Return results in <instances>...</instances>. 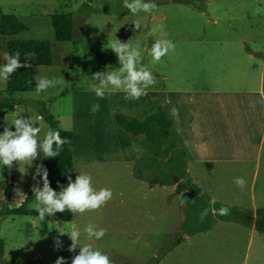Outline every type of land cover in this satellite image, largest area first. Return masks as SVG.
I'll list each match as a JSON object with an SVG mask.
<instances>
[{
  "label": "rangeland",
  "instance_id": "obj_1",
  "mask_svg": "<svg viewBox=\"0 0 264 264\" xmlns=\"http://www.w3.org/2000/svg\"><path fill=\"white\" fill-rule=\"evenodd\" d=\"M5 14L22 13L24 22L28 25V36L39 35L42 40L49 41L53 47L54 61L57 65L42 73L49 78L63 75L65 84L76 88L93 84L92 74L105 71V66L110 65L118 70L117 55L109 48L110 42L118 38L122 42L135 44L140 42L143 63L147 65L156 76L157 83L154 88L167 87L169 90L183 89L195 92L225 90V89H257L261 84V74L264 73V0H156L158 9L154 14L139 13L143 28L135 30L131 21L133 14L123 6V0H31L41 1L43 6L30 5L28 8L13 6L12 0H0ZM71 13L75 22V40L73 45L74 63L69 62V67L61 65L68 63L70 54L69 43H59L52 26L45 29L46 13ZM34 14L40 19H36ZM156 25H162L160 32H166L168 38L176 44L175 51L162 58L159 63H153L148 54L151 44L157 37H149L147 32ZM44 29V30H43ZM48 30V31H47ZM33 34V35H32ZM72 59V56H71ZM59 97L57 91L46 90L44 93H20L13 96L15 113L4 108L0 101V132L4 127L12 125L17 115L33 118L41 114L36 105L31 101L43 99L48 104L51 98ZM197 99L188 100L197 105L201 112H206L202 102H208V95H200ZM66 101L59 99L53 107V112L67 115L69 113L70 97ZM174 100V97H171ZM31 100V101H30ZM68 100V101H67ZM76 110L84 109L98 104L97 100L87 99L78 95L74 99ZM122 100L127 101L124 97ZM69 102V104H68ZM103 107V105H102ZM99 107L100 110L103 108ZM172 110V106H171ZM98 113V111L96 112ZM173 113V112H172ZM221 113L231 116L232 128L221 135L224 155L228 157L242 156L243 136L236 129L235 118L238 109L222 107ZM53 114V113H52ZM241 114V113H240ZM115 115H124L115 112ZM147 115L142 113L137 117ZM242 115V114H241ZM92 120H93V116ZM140 118V119H141ZM63 126L66 125V118ZM260 124H258V121ZM77 131L79 133L80 116L77 113ZM244 118H240L242 125ZM254 126L264 129V114L257 113L253 119ZM45 128L49 125L43 120ZM65 127V126H64ZM259 130L252 136L251 147H261L252 160L245 162L225 163L217 175L205 176L199 182L204 187L203 193L214 198L218 203L240 208L242 211L257 210L264 207V137ZM261 139V140H260ZM229 145V147L227 146ZM136 146L144 151L140 138L136 139ZM236 147L238 150L237 151ZM229 148V150H228ZM246 155V151L243 152ZM148 154L150 152L148 151ZM190 167V159L187 158ZM243 164V165H241ZM238 166V167H236ZM19 168L25 173H21ZM212 167L208 169L211 171ZM36 169L15 162L11 170L0 166V211L4 206V196L9 185L18 186L22 191L32 189L39 181L33 175ZM203 169L198 172L202 174ZM236 177H244L247 186L243 189L234 183ZM177 194V193H176ZM178 195V194H177ZM179 196V195H178ZM176 201V202H175ZM172 206L171 212L166 217L160 230L145 232V234L109 233L101 240L89 241L85 234L81 236L82 243H91L93 247L107 252L114 264H147L156 256L161 255L160 264H264V235L255 231L253 227H246L236 222H220L214 229L206 233L187 237L183 234L182 223L185 219V206L179 196ZM18 200L13 201L11 207L19 205ZM33 202L29 209L35 210ZM88 223L102 226V214L90 215ZM102 219V220H101ZM143 229L151 228L150 220L145 213L137 218ZM65 221L54 222L48 218L40 221L35 216H1L0 215V240L4 242V255L0 257V264L11 261L25 263L37 261L42 264H55L58 257H64L67 264L79 253V246L75 252H69L71 240L67 234L59 235L60 225L67 227L70 232V223ZM87 223V224H88ZM111 234V235H110ZM154 234L156 236L153 238ZM113 235V236H112ZM62 241V247L57 249L55 239ZM184 239L182 243H177ZM177 243V244H176ZM176 244L172 250L169 247Z\"/></svg>",
  "mask_w": 264,
  "mask_h": 264
},
{
  "label": "crops",
  "instance_id": "obj_2",
  "mask_svg": "<svg viewBox=\"0 0 264 264\" xmlns=\"http://www.w3.org/2000/svg\"><path fill=\"white\" fill-rule=\"evenodd\" d=\"M10 3L13 6L21 8H28L30 5L43 6L41 1H36V4H34L31 0H12ZM0 7L2 8L1 1ZM10 15H14L19 23L28 26L24 22V15H22V13H13ZM51 16L52 14L49 13H46L45 16L43 15L46 21L45 29H48L49 26L53 28ZM33 17L40 19L37 14H34ZM29 31H31V29L12 36L0 35V67L7 63L6 58L8 56V48L11 41L42 40V37L39 35L28 36L27 33H30ZM74 41L76 42L75 36ZM68 43L70 47L68 63L61 65L66 68L69 67V62H71V60L72 63H74V52L72 50L74 43ZM54 65H57L55 61L51 67H39V76H42V73L47 71L46 68L52 69ZM260 79L261 84H257L258 87L255 90L225 89L212 92H195L183 89L169 90L165 86L160 88L150 86L146 90L147 95L137 100L127 101L122 100V97L125 96L123 92L114 91L111 87L105 92L103 99L98 98L95 92L92 91V84L88 86L84 85L82 88H76L72 84L64 88H62L61 85H57L55 88H48L47 90L49 91H57L59 95V97H57L58 100L50 96L51 98L49 99H51V102L48 104L49 108L60 122L61 128L71 131L74 135V180L80 173H90L93 177L94 187L97 189L101 187H110L114 193L113 198L101 209L87 211L84 214H76L68 219L66 222L70 223V232L73 226H77L83 230L91 214L96 216V214L101 213L103 228H107V232L113 233V235L114 233H122L124 235L145 234V232L157 233L166 217L170 214L176 197L179 198L174 187L150 183L134 177V168L138 160V153H142L143 150L136 146L137 138L129 137L118 127L114 120L115 112H121L124 116L132 119H140L142 116H137L144 112L145 114L152 112L156 105L170 104L182 142L188 151V158L191 161L189 167L190 177L193 183L203 192L204 187H201L199 182H201V179L205 176H210L211 174L212 176L217 175L218 170L222 169L225 163L252 160L253 155L251 154L258 156L261 147L258 145L256 148L251 147V139L255 132L259 130L261 132L263 130L264 132L261 126H254L253 122L257 113L264 114V73L261 74ZM44 92L45 91L40 93ZM0 93L5 97L8 96L6 79H0ZM17 94L19 95L20 93L13 94L12 97ZM66 95L69 96L71 100V107L68 102L70 108L69 113L67 115L54 113V105L58 103L59 99H62V103L64 104ZM78 95H83L87 99H93L94 101L97 100L100 107L103 105V109H99L98 113L95 112L92 114L90 113V108L84 109L83 112H78L76 110V103H74L73 100ZM181 95L185 97L184 99H188V97L197 99V97H201L200 95H204V97L208 95V102H202L205 105L203 108L206 112H201L199 108L193 109V107H197V105L192 104V102L188 100L184 101L178 99ZM171 97H174V100ZM40 102H44L43 99H36L34 102L31 101L38 109ZM224 105H226L228 109H233L234 107L238 109L237 114L239 118L234 117L235 126L244 137L243 143L245 147L242 148V151L244 152L245 150L246 155L241 150H238L237 147L236 150L241 151L243 154L242 156L228 157L224 155V146L220 138L221 135L232 128L231 116L221 113ZM4 108L6 109L5 106ZM15 110L16 109H14V111H8L15 113ZM77 113H79L80 116L79 133L76 130L78 125L76 120ZM39 116L42 115L40 114ZM91 116H93V120ZM242 117L244 121L242 125H239L238 121ZM62 118H66L67 123L64 125L65 127L63 126ZM258 124H260L259 121ZM47 130L48 128L44 127L40 134L41 137H43ZM263 137L264 133L261 135V139H263ZM140 139L142 141V138ZM229 145L227 144L228 147ZM45 161L46 158L43 157V153H41L38 159L33 162L32 166L36 169L38 165H44ZM209 167H212V173L208 169ZM200 169H203L202 174L198 172ZM13 186L15 189L16 184ZM14 189L9 205L11 207L13 201L18 200L20 203L17 207H19L27 196L23 199L16 198ZM23 192L26 195L29 193L28 190H24ZM35 200L33 202H35ZM212 200L217 202L214 198H212ZM33 202L31 204H33ZM31 204L29 206H31ZM141 213H145L148 216L150 224H152L151 228L143 229L142 227H137L140 226L137 218ZM60 226L61 229L66 232L67 227H64L63 224ZM155 236L156 234H154L153 238Z\"/></svg>",
  "mask_w": 264,
  "mask_h": 264
},
{
  "label": "trees",
  "instance_id": "obj_3",
  "mask_svg": "<svg viewBox=\"0 0 264 264\" xmlns=\"http://www.w3.org/2000/svg\"><path fill=\"white\" fill-rule=\"evenodd\" d=\"M53 30L58 42H73L75 36L74 17L71 13H55L51 16ZM28 30L27 26L18 22L14 15L5 14L0 7V35L12 36ZM19 54L22 66L16 68L7 76V94L0 93V100L4 102L7 110L14 111L15 101L12 97L16 93H37L34 77L38 74L39 67H51L54 64L52 45L49 41H11L8 48V56ZM31 81V83H29ZM39 110L45 122L53 130L59 131L61 137L70 141V146L65 144L60 155L54 158H46L44 167L48 170V179L51 187L59 191L60 186L67 185V178L74 180V135L71 131L61 128L60 122L49 111L46 102L39 103ZM114 120L118 127L131 138H142L146 151L138 153V160L134 168L136 179L158 183L159 185L174 187L185 206V219L182 231L187 237L206 233L214 229L220 222H236L246 227H253L257 233L264 235V207L257 210L242 211L240 208L231 207L214 202L212 198L202 192L193 183L189 174L187 162L188 151L182 142L171 105L158 104L152 112L142 119H132L124 115H115ZM148 151L150 154H148ZM40 186L42 179L39 177ZM14 186L10 185L4 198V206L0 211L1 216H35L39 217L36 210L29 209V205L35 200L32 190L29 191L25 201L16 208H11L9 202ZM228 207V215H220L218 210ZM209 210L201 221V213ZM74 214L65 211L48 217L54 222L70 219ZM179 239L177 243H182ZM176 243V244H177ZM172 244L169 249L176 247ZM4 255V242L0 240V257ZM161 255L156 256L147 264H160ZM6 264H42L31 260L25 263L11 261ZM131 264V263H126Z\"/></svg>",
  "mask_w": 264,
  "mask_h": 264
},
{
  "label": "clouds",
  "instance_id": "obj_4",
  "mask_svg": "<svg viewBox=\"0 0 264 264\" xmlns=\"http://www.w3.org/2000/svg\"><path fill=\"white\" fill-rule=\"evenodd\" d=\"M123 6L128 9L135 17L131 23L135 26V30L143 28L142 19L139 13L154 14L158 9L156 0H123ZM162 25L152 27L147 35L149 37H157L148 49V54L152 58L153 63H159L163 57L175 51L176 44L172 39L168 38L166 32L157 33ZM118 57V70L112 69L110 65L105 66V71H98L92 74L94 83L91 85L92 91L96 96L103 99L105 92L111 87L114 91H121L125 94L126 100H137L147 95V89L157 83L156 76L150 68L143 63V55L140 42L135 44L122 42L115 38L110 42L109 47ZM7 63L0 67V79H6L16 68L22 66L19 61V54L7 56ZM36 81L35 91L37 93L46 91L48 88H55L57 85H64L65 78L63 75L34 77ZM31 83V81H29ZM99 104L92 106V112L99 111ZM43 117L35 118L23 115H17L13 120L15 130L11 127H4L0 132V166L12 169L14 162L17 165L24 164L31 166L35 160L43 153L45 158H54L60 155L65 144L70 146L67 138L61 137L59 131L50 127L41 137L44 129L42 123ZM21 173H25L19 168ZM39 176L42 179V187L37 182L32 186V192L35 196L36 203L34 208L39 215L40 221H44L45 217L55 216L56 213H64L69 211L76 214H84L87 211H96L105 206L114 196L110 187H94L93 177L90 173H80L75 177L67 178V185L60 186V190L56 191L51 187L48 179V170L41 164L36 167L33 179ZM234 183L241 189L247 186V180L244 177H236ZM16 198L23 199L27 195L18 186L14 189ZM209 210L201 213V221L208 214ZM220 215H228L229 208L221 207L218 210ZM107 228L99 227L95 224L88 223L83 230L77 226H73L71 232L58 230L59 235L67 234L71 240L68 247L69 252H75L79 246V253L71 259V264H114L111 256L99 248L93 247L91 243H82V233L86 235L89 241L101 240L107 234ZM55 246L57 249L62 247V241L56 238ZM55 264H67L64 257H58Z\"/></svg>",
  "mask_w": 264,
  "mask_h": 264
}]
</instances>
